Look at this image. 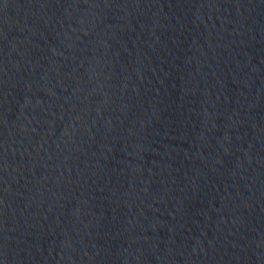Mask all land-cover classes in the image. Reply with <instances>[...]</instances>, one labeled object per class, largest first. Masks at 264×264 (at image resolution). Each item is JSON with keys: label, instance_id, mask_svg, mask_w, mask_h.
<instances>
[{"label": "water", "instance_id": "95a60500", "mask_svg": "<svg viewBox=\"0 0 264 264\" xmlns=\"http://www.w3.org/2000/svg\"><path fill=\"white\" fill-rule=\"evenodd\" d=\"M2 264H264V0H0Z\"/></svg>", "mask_w": 264, "mask_h": 264}, {"label": "snow or ice", "instance_id": "6c2138e0", "mask_svg": "<svg viewBox=\"0 0 264 264\" xmlns=\"http://www.w3.org/2000/svg\"><path fill=\"white\" fill-rule=\"evenodd\" d=\"M0 264H2V262H0Z\"/></svg>", "mask_w": 264, "mask_h": 264}]
</instances>
